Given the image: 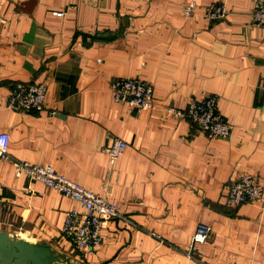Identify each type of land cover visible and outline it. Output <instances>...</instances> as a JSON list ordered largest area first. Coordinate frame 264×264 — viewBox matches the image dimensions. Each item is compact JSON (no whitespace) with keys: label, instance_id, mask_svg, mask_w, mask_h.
<instances>
[{"label":"crops","instance_id":"obj_1","mask_svg":"<svg viewBox=\"0 0 264 264\" xmlns=\"http://www.w3.org/2000/svg\"><path fill=\"white\" fill-rule=\"evenodd\" d=\"M0 0V231L48 247L71 264H264V207L225 204L241 175L264 185V26L254 0ZM222 4L209 20L205 8ZM62 13V15H58ZM153 87L157 109L113 103V80ZM18 82L45 83L42 113L6 108ZM218 98L230 125L211 138L163 112L189 97ZM55 111V115H50ZM127 144L109 163L113 138ZM13 161L42 164L113 204L121 218L102 224L100 245L74 249L62 236L80 206ZM199 225L204 245L188 255ZM26 236V238H22Z\"/></svg>","mask_w":264,"mask_h":264},{"label":"built area","instance_id":"obj_2","mask_svg":"<svg viewBox=\"0 0 264 264\" xmlns=\"http://www.w3.org/2000/svg\"><path fill=\"white\" fill-rule=\"evenodd\" d=\"M196 4V0H189L183 8V15L193 16ZM224 15L225 7L222 4H212L205 8V17L209 20L221 19ZM252 20L256 25L264 26V0H254ZM262 81L264 86V75ZM153 92L151 84L139 78L116 79L110 84L113 103L129 107L136 112L157 109ZM46 95L45 83L18 82L11 88L5 106L14 112L42 113L45 111ZM217 102L218 98L215 95H207L202 100L189 97L183 109L168 105L162 110L175 119L187 120L195 129L208 137L227 139L231 128L219 113ZM55 114V111L50 112L52 116ZM8 145V135L0 133V158L8 160ZM126 147V142L121 138L112 139L105 149L111 165L123 154ZM13 166L16 175L38 181L80 206V210L73 209L66 213L61 229L63 238L74 249L85 252L97 247L102 241V224L121 218L116 207L104 196L56 173L50 166L20 161H13ZM224 198L228 207H237L245 203H259L264 207V185L252 175H241L226 186ZM208 237L209 228L199 225L191 237L188 255L196 246L204 245Z\"/></svg>","mask_w":264,"mask_h":264},{"label":"water","instance_id":"obj_3","mask_svg":"<svg viewBox=\"0 0 264 264\" xmlns=\"http://www.w3.org/2000/svg\"><path fill=\"white\" fill-rule=\"evenodd\" d=\"M0 264H71L44 246L0 231Z\"/></svg>","mask_w":264,"mask_h":264},{"label":"bare ground","instance_id":"obj_4","mask_svg":"<svg viewBox=\"0 0 264 264\" xmlns=\"http://www.w3.org/2000/svg\"><path fill=\"white\" fill-rule=\"evenodd\" d=\"M21 237H22V238H26V236H22V235H21Z\"/></svg>","mask_w":264,"mask_h":264}]
</instances>
